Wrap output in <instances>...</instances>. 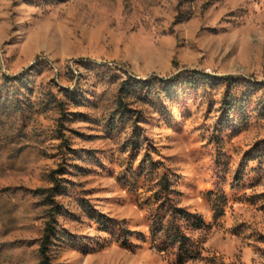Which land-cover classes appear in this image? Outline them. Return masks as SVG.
<instances>
[{"label": "rangeland", "instance_id": "obj_1", "mask_svg": "<svg viewBox=\"0 0 264 264\" xmlns=\"http://www.w3.org/2000/svg\"><path fill=\"white\" fill-rule=\"evenodd\" d=\"M51 175V264H176L171 206L186 264H264V0H0V264L40 263Z\"/></svg>", "mask_w": 264, "mask_h": 264}, {"label": "trees", "instance_id": "obj_2", "mask_svg": "<svg viewBox=\"0 0 264 264\" xmlns=\"http://www.w3.org/2000/svg\"><path fill=\"white\" fill-rule=\"evenodd\" d=\"M194 76H200L202 81L207 79V76L198 72H191ZM17 80V79H15ZM226 82H229L226 80ZM194 84V82H191ZM126 88L121 87L118 100L120 101V110H123V94ZM138 121V119H136ZM136 126V125H135ZM58 172H55L57 174ZM51 182L53 187L50 189L38 190V195L42 196L44 202L49 206V220L47 221L39 248L41 261L39 264H51L49 249L52 244L53 237L57 234L56 229V217L61 213L62 208L55 201L56 193L61 189L62 185L60 180L51 175ZM165 199L170 194L169 182L164 179L160 184ZM172 212H163L167 216H156L153 219V223L150 227V233L155 247L160 252H166L168 250L175 251L176 264H186L187 262L195 258V243L190 237H188L183 228V223L191 227L193 230H201L205 227V224L201 216L192 215L188 212H183L174 206H171ZM134 232L128 230L123 231L124 242H127ZM140 237V236H139Z\"/></svg>", "mask_w": 264, "mask_h": 264}]
</instances>
